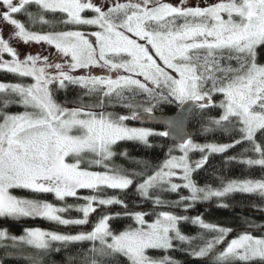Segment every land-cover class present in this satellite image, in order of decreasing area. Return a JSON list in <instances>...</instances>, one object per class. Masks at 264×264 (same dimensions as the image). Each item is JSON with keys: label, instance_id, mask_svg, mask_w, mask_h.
Instances as JSON below:
<instances>
[{"label": "snow or ice", "instance_id": "obj_1", "mask_svg": "<svg viewBox=\"0 0 264 264\" xmlns=\"http://www.w3.org/2000/svg\"><path fill=\"white\" fill-rule=\"evenodd\" d=\"M33 6L36 11L29 10ZM18 14L27 18V26L16 18ZM47 15L59 19L48 20ZM0 22L13 27L7 37L0 30V71L33 81L0 82V218H43L63 226H85L90 215L98 209L101 213L90 230L76 234L28 227L15 235L0 227L4 257L30 251L24 257L30 264H44L49 253L79 244L81 251L70 256L68 264H181L167 254L172 251L211 264H264V223L245 220L247 227L228 239L234 229L205 222L201 215L156 210L182 206L187 211L198 202L235 193L264 201V178H221L216 188L201 187L194 179L213 155L242 145L246 146L227 161L264 169V64L258 62L257 51L264 48V0H211L206 5H189L188 0H112L111 4L0 0ZM32 25L51 30H30ZM57 26L74 28L57 30ZM83 26L97 30H79ZM13 41L45 43L56 54L21 58ZM81 69L87 74H73ZM93 69L107 74L95 75ZM70 86L83 93L74 107L56 99L57 91ZM217 96L222 97L218 102ZM83 97L92 102H83ZM117 104L129 114L107 111ZM174 104L180 111L167 122L170 130L127 123L141 121L143 114L161 105ZM12 105H22L24 111L12 113ZM214 111L218 115H209ZM193 117L200 130L220 131L230 142H196L185 131V121L190 123ZM170 135L176 140L157 166L135 158L139 171L113 163L114 146L120 141L151 148L150 138ZM196 153L199 158L192 159ZM119 155L129 156L127 151ZM92 166L104 170H89ZM133 188L143 202L154 206L151 222L148 212L130 208L117 195H106V189L127 194ZM16 189L54 194L65 205L21 198L13 194ZM81 189L93 194L80 196ZM182 189L188 195H180ZM166 193L178 194L179 199L166 200ZM69 197L84 202L67 204ZM113 205L121 206V211L113 214L109 207ZM70 209L82 213V218H65L62 214ZM121 216L135 226L114 228L112 221ZM188 222L201 231L185 234L181 225ZM257 231L259 235L254 234ZM157 251L165 254L153 255ZM4 257L0 264H5Z\"/></svg>", "mask_w": 264, "mask_h": 264}, {"label": "trees", "instance_id": "obj_2", "mask_svg": "<svg viewBox=\"0 0 264 264\" xmlns=\"http://www.w3.org/2000/svg\"><path fill=\"white\" fill-rule=\"evenodd\" d=\"M30 11H36L35 6L29 9ZM22 22L26 23L27 26V18L24 15L18 14L17 17ZM46 19L55 21L59 19L58 16L54 17L52 15H47ZM74 28V26H57V30H69V28ZM30 30L35 31H48L51 30L50 26H41V25H32ZM79 30L90 32L92 29L88 26H83L79 28ZM14 47L23 50L32 49L30 51H34L30 44H24L20 41L13 42ZM44 49L45 48H41ZM46 51V50H45ZM258 62L264 64V48H258ZM49 53H53L54 49H49ZM7 55V54H6ZM7 57V56H6ZM96 73H98L96 71ZM75 75H83L85 71H78L73 73ZM31 80L29 78H19L14 74L7 73L5 71H0V82H23L29 83ZM83 96L82 90L78 87L70 86L66 90H59L56 92V99L59 103H66L68 107L76 106L78 103L81 102L80 98ZM222 97L217 96L215 99L218 100ZM83 102L91 103V99L88 97H83ZM24 108L22 105H12L9 107V111L12 113L23 111ZM179 110L178 105H161L158 108L154 109L153 113L159 115H172L175 114ZM107 111L118 113L121 115L129 114L128 110L123 108L120 105H115L112 107L107 108ZM209 115H218V112H211ZM131 126H142L137 124L133 121L127 122ZM151 127L157 131H164L165 129L162 127H154V126H146ZM201 129L200 123L197 122L195 117L192 118L189 124V130L196 140L199 143H226L230 142L229 138L220 131L215 132H208L205 133ZM150 143L153 147L149 148L139 142L135 141H120L116 146H114V151L117 153L115 157H113V163L115 165L123 166L127 169H136L139 171L140 169L137 168L136 164L133 162L132 158L135 160H147L151 163L152 166H157L164 159L167 158L168 155V148L173 145V143L169 142L166 138H150ZM246 145L237 146L235 149L229 150L226 154H217L213 155L210 158V163L197 174L194 175V179L198 183L199 186L203 187L205 184H209L212 187H220L221 178L224 181L231 180V179H260L264 178V169H261L259 166L249 167L247 165L239 163L237 161H227V156H236L238 155L242 147ZM127 151L129 156L123 157L119 155V153ZM173 154H176L174 152ZM92 157L89 156L87 159H91ZM87 166V165H84ZM89 170L94 171H103L102 166H92ZM13 194L21 197V198H29V199H41L46 200L48 202L53 203L54 205L63 207L65 205V201H58L55 199L54 194H38L32 193L26 189H16L13 191ZM93 194L91 190L83 189L78 192V195L85 196ZM180 195H188L187 190H181L179 193ZM106 195H117L119 198L124 199L130 208H134L135 210H142L149 213L146 219L151 222L155 216L152 214L153 212V205L149 202H143L142 199L135 194L134 188L127 192V194L121 193L119 190H111L106 189ZM166 200H177L179 199V195L175 193H166L163 196ZM82 200H77L76 198H66L67 204H76V203H83ZM227 204L229 207H220V204ZM256 205L258 207H253ZM110 211L114 214L115 212L121 211V206L113 205L109 206ZM204 207L208 208L207 210ZM259 207H264V201H262L256 195H249V194H240L235 193L231 196L224 198V199H217L213 198L210 201L206 202H198L196 205L185 211L183 207L175 208V209H165V208H157V211L161 210H171L176 212L177 214L188 215L190 217L201 215L205 222L214 223L225 227H230L236 231L243 230L247 227L245 220L248 221H255L256 223H264V216H250L247 214L241 213L239 210H246V211H253L259 212ZM229 209H236L238 211H230ZM100 210H97V213L90 215V222L88 225L85 226H77V225H69L63 226L59 225L53 221H49L43 218H21L19 220H11L0 218V227H5L9 230L11 234L21 235L23 233L24 228L28 227H44L53 231L67 233V234H76L79 231L83 230H90L91 227L94 225L96 221H98L101 214H98ZM62 215L65 218L73 219V218H82V213H78L75 209H70L68 212L63 213ZM135 226V222L127 217L121 216L118 219L112 221V226L116 229L123 230L128 225ZM182 231L191 236L197 235L201 230L199 226L192 225L190 222L184 223L181 225ZM233 234V233H232ZM232 234L229 235L232 236ZM228 237V238H229ZM87 245L85 244V247ZM54 247H59V245H54ZM79 251H81V246L77 245H69L68 248H61L60 252H51L44 257V264H68V258L70 256H75ZM165 253L162 251L154 252L153 255L155 256H163ZM172 255L175 259L179 260L181 264H211L210 261L205 262V259H197L192 257L190 254L183 252V251H172L167 253ZM31 255L30 251H25L23 255L16 254L10 257H4V250L0 248V257H4L5 264H30L28 260L24 257Z\"/></svg>", "mask_w": 264, "mask_h": 264}, {"label": "rangeland", "instance_id": "obj_3", "mask_svg": "<svg viewBox=\"0 0 264 264\" xmlns=\"http://www.w3.org/2000/svg\"><path fill=\"white\" fill-rule=\"evenodd\" d=\"M188 1H191V0H188ZM100 2L101 3H104L105 0H100ZM107 2L109 4H111L112 0H107ZM121 2H123V0H121ZM210 2H211V0H203V4L202 5H206V4L210 3ZM193 3H195L197 5H201L199 0H193L192 3H189V5H191ZM88 27H90L92 29L91 31L97 30L93 26H88ZM0 30H2L3 34L7 37V35H9L13 31V27L10 26V25L5 24L3 22H0ZM92 39H94V38H92ZM29 44L32 46V48H33L34 51H30L32 49H28V50L19 49L18 52L20 53L21 58H23V56L28 55V54H32V55H35V54H44V55H49L50 57L55 56V54H56V50L54 49V47L49 46V45H47L45 43H39V44H37L35 42H32V43H29ZM13 46H14V44H13ZM41 48H45L46 51L44 49H41ZM49 49H54L55 54H53V53L50 54L49 53ZM4 58L5 59H11V57L9 55H6V54H5ZM81 70H83V69H81ZM81 70H77L76 72L81 71ZM84 71H85V74H83V75H86L87 74V70H84ZM92 71H93V74H95V75H105V74H107L105 70L93 69ZM96 71L98 73H96ZM32 82L33 81L31 80L29 83H32ZM71 107H73V106H71ZM20 112H22V111H20ZM16 113H19V112H16ZM129 126H131V125H129ZM132 127H146V126L142 125V126H132ZM175 155H179V153L176 152ZM198 158H199V153H196L195 155L192 156V159H198ZM92 171H94V170H92ZM173 182L182 183V181L179 180L178 178H174V181ZM81 190H83V189H81ZM38 227L41 228V229L47 230V231H53V230H50V229H47V228H44V227H40V226H38ZM254 234L259 235L260 233L259 232H255ZM197 259H199V258H197Z\"/></svg>", "mask_w": 264, "mask_h": 264}, {"label": "water", "instance_id": "obj_4", "mask_svg": "<svg viewBox=\"0 0 264 264\" xmlns=\"http://www.w3.org/2000/svg\"><path fill=\"white\" fill-rule=\"evenodd\" d=\"M82 71H84V70H82ZM179 111H180V108L175 114H172V115H159V114H156V113L143 114L145 116L144 119H142L141 121H133V122H135L137 124H140V125H144V126L162 127L165 130H170L167 122L169 120H171V119H174ZM189 124L190 123L188 121H185V131L187 133L191 134V132L189 130ZM166 139L169 142L173 143L176 140V137L174 135H170L169 137H166ZM204 209L207 210L208 208L204 207ZM229 210L230 211H238L236 209H229ZM239 211L241 213H243V214H247V215H250V216H258V217L259 216H264V213L246 211V210H239ZM98 214H101L100 211L98 212ZM240 231L241 230L236 231L232 235L234 236L235 234L239 233ZM229 239H231V238H229ZM204 261L207 262V260H204Z\"/></svg>", "mask_w": 264, "mask_h": 264}, {"label": "flooded vegetation", "instance_id": "obj_5", "mask_svg": "<svg viewBox=\"0 0 264 264\" xmlns=\"http://www.w3.org/2000/svg\"><path fill=\"white\" fill-rule=\"evenodd\" d=\"M193 0L191 1H188V3H192ZM200 1V4L202 5L203 4V0H199Z\"/></svg>", "mask_w": 264, "mask_h": 264}]
</instances>
